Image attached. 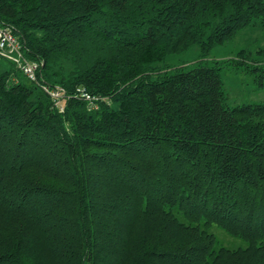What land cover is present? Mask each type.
Here are the masks:
<instances>
[{"label":"trees","instance_id":"obj_1","mask_svg":"<svg viewBox=\"0 0 264 264\" xmlns=\"http://www.w3.org/2000/svg\"><path fill=\"white\" fill-rule=\"evenodd\" d=\"M0 264H264V0H0ZM197 50V66L170 65ZM64 89L61 110L45 90ZM96 96V109L82 97Z\"/></svg>","mask_w":264,"mask_h":264},{"label":"rangeland","instance_id":"obj_2","mask_svg":"<svg viewBox=\"0 0 264 264\" xmlns=\"http://www.w3.org/2000/svg\"><path fill=\"white\" fill-rule=\"evenodd\" d=\"M264 47V29L250 25L240 30L232 39L215 46L207 59L230 58L242 48L256 50ZM197 50H190L185 54L172 55L167 63L172 65H185L187 68L197 66ZM225 88L231 104L255 103L264 101V88L257 89L252 75L232 66H225L221 71ZM56 103V102H55ZM64 110V109H63Z\"/></svg>","mask_w":264,"mask_h":264},{"label":"built area","instance_id":"obj_3","mask_svg":"<svg viewBox=\"0 0 264 264\" xmlns=\"http://www.w3.org/2000/svg\"><path fill=\"white\" fill-rule=\"evenodd\" d=\"M0 54L3 57L11 59L15 61L19 67L22 68L23 72L27 75V77L35 81L37 80V71L39 69V63L36 61L27 60L24 56L23 52V44L18 38L16 34L12 31V29L4 24L2 19L0 18ZM46 91L56 100V105L64 109L62 105V98L64 96V89L61 87L50 88L48 86L44 87ZM82 91V97L88 100L89 109H96L97 105L95 100L96 96H91L85 90Z\"/></svg>","mask_w":264,"mask_h":264}]
</instances>
